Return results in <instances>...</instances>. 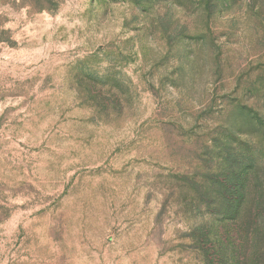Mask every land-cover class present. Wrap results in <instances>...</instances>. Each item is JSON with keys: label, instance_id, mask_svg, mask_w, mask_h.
Here are the masks:
<instances>
[{"label": "rangeland", "instance_id": "374dc122", "mask_svg": "<svg viewBox=\"0 0 264 264\" xmlns=\"http://www.w3.org/2000/svg\"><path fill=\"white\" fill-rule=\"evenodd\" d=\"M0 264H264V0H0Z\"/></svg>", "mask_w": 264, "mask_h": 264}]
</instances>
